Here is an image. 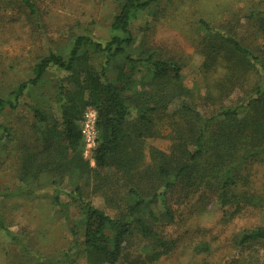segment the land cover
<instances>
[{
	"label": "rangeland",
	"instance_id": "obj_1",
	"mask_svg": "<svg viewBox=\"0 0 264 264\" xmlns=\"http://www.w3.org/2000/svg\"><path fill=\"white\" fill-rule=\"evenodd\" d=\"M34 1L35 14L21 0H0V98L12 100L10 93L34 77L35 64L51 51L67 58L78 36L107 43L123 35L111 24L126 0ZM202 21L264 57V0H158L137 12L130 26L134 43L127 52L136 58L155 53L177 62L188 91L167 111L147 114L150 125L139 111L143 105L134 106L124 145L135 159L128 172L114 164L81 177L44 172L23 178L25 146H36L46 129L29 105L62 119L59 104L48 94L64 75L56 66L38 85L29 86L16 108L7 105L0 113V214L6 226L0 228V264H90L82 201L112 217L123 216L135 204V193L151 198L168 184L173 187L168 189L167 208L158 198L152 208L155 217L147 218L164 244L135 228L118 264H264L263 240L241 242L244 231L264 228V157L244 163L236 172V185L227 189L221 187L226 175L213 154L190 162L192 169L178 175L181 162L189 160L181 143L191 152L197 148L192 140L187 143L191 124L182 117V104L211 117L246 105L264 79L260 63L244 60L232 44L207 36ZM88 55L98 68L107 62L103 53L89 50ZM225 55L236 63L225 61ZM120 65L131 71L126 56L119 55L107 64L108 74L115 78ZM149 78L148 68L137 65L129 93L156 91L146 83ZM247 111V106L241 109L240 116ZM6 129L9 136L4 135ZM84 153L95 168L94 152L84 147ZM161 164L172 174H162Z\"/></svg>",
	"mask_w": 264,
	"mask_h": 264
},
{
	"label": "trees",
	"instance_id": "obj_2",
	"mask_svg": "<svg viewBox=\"0 0 264 264\" xmlns=\"http://www.w3.org/2000/svg\"><path fill=\"white\" fill-rule=\"evenodd\" d=\"M21 1L31 13L37 12L34 0ZM157 1L126 0L111 24L112 30L120 31L123 35H114L107 43L96 41L86 35L78 36L67 58L51 51L35 64L34 77L21 82L10 93L12 100L0 98V113L7 105L16 108L29 86L38 85L49 68L56 66L64 72L56 89H49L48 93L59 104L62 112L61 121L50 112L29 105L37 123L46 125V129L41 131V140L35 143L36 146H25L21 166L24 179L38 178L44 172L54 174L72 172L81 177L96 169H107L114 164L128 172L130 166L134 165L135 159L131 150L127 146L124 149L129 139L127 126L133 115L134 106L143 105L139 111H142L146 124L150 125L152 118L147 119V114L153 116L163 110L167 111V108L184 91H188L182 84V68L177 62L157 58L155 53L136 58L127 52V48L134 43L130 28L132 17ZM202 24L207 36L232 44V48L243 56L244 60L252 59L255 64L258 62L264 68L263 55L260 59L236 38L205 21H202ZM89 50L107 56V62L103 67L98 68L90 62ZM119 55L126 56L131 71L127 72L120 65L116 77L113 78L108 74L107 64ZM224 60L236 63L235 59L232 60V57L228 58L226 55ZM254 63L249 62L250 66L255 65ZM141 64L148 68L150 75L146 83L154 85L156 91L145 90L142 93L130 94L135 84L136 67ZM230 66L234 67L235 64L233 66L232 63ZM89 106L99 111V144L92 151L95 168L91 166L90 160L84 153L80 123L85 109ZM246 106L247 113L240 116V110ZM181 114L182 117L189 119L187 124H191L190 131L186 135L187 143L190 139L197 148L191 152L181 143L182 149L187 151V159L191 161L181 162L178 169L179 176L187 174L186 172L192 169L190 162L200 160L206 154H213L218 159V168L226 175L221 187L227 189L231 184L236 185V172L244 163L264 157V79L258 83L244 106L226 108L217 115L206 118L200 111L184 102ZM4 135L9 136L7 129ZM158 169L162 174H172L167 165L161 164ZM170 187L173 186L166 185L162 192L155 193L151 198L141 196L139 192L135 193L137 198L135 204L126 214L117 217H112L103 210L82 201L84 250L89 263L118 264L123 256L127 237L135 228H139L144 236L156 237L157 243L163 245V239L149 226L147 218L155 217L152 208L156 199H162L164 207L167 208L166 196ZM76 192L78 198L82 197L79 185L76 186ZM5 227L0 214V228ZM257 240L264 241V228L246 230L241 237L242 243ZM157 257V254L153 256V258ZM55 264L61 262L56 260Z\"/></svg>",
	"mask_w": 264,
	"mask_h": 264
},
{
	"label": "built area",
	"instance_id": "obj_3",
	"mask_svg": "<svg viewBox=\"0 0 264 264\" xmlns=\"http://www.w3.org/2000/svg\"><path fill=\"white\" fill-rule=\"evenodd\" d=\"M98 120V109L93 106L87 107L83 113L80 123L84 147L89 151H93L99 144Z\"/></svg>",
	"mask_w": 264,
	"mask_h": 264
}]
</instances>
